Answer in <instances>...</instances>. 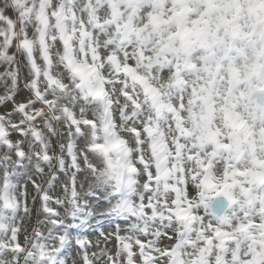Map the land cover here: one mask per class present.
<instances>
[{"label": "snow or ice", "instance_id": "1", "mask_svg": "<svg viewBox=\"0 0 264 264\" xmlns=\"http://www.w3.org/2000/svg\"><path fill=\"white\" fill-rule=\"evenodd\" d=\"M0 264H264V0H0Z\"/></svg>", "mask_w": 264, "mask_h": 264}]
</instances>
